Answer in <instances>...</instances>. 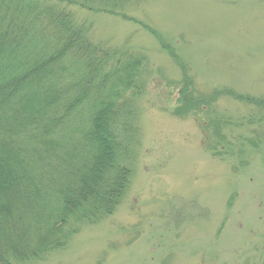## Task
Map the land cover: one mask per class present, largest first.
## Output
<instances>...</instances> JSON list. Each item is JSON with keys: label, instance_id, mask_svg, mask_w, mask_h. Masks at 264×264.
<instances>
[{"label": "rangeland", "instance_id": "obj_1", "mask_svg": "<svg viewBox=\"0 0 264 264\" xmlns=\"http://www.w3.org/2000/svg\"><path fill=\"white\" fill-rule=\"evenodd\" d=\"M72 11L92 25L94 41L148 58L133 173L112 216L30 264H248L262 257L264 108L254 102L264 100V0H138ZM145 25L189 64L208 98L204 112H175L182 74ZM228 91L243 100L221 94Z\"/></svg>", "mask_w": 264, "mask_h": 264}, {"label": "trees", "instance_id": "obj_2", "mask_svg": "<svg viewBox=\"0 0 264 264\" xmlns=\"http://www.w3.org/2000/svg\"><path fill=\"white\" fill-rule=\"evenodd\" d=\"M135 1L0 0V264L65 251L83 226L120 206L148 58L95 42L92 25L79 23L72 8L103 12ZM146 32L182 74L175 112H204L208 98L189 64ZM254 104L264 108V100ZM262 253L248 264H264Z\"/></svg>", "mask_w": 264, "mask_h": 264}, {"label": "bare ground", "instance_id": "obj_3", "mask_svg": "<svg viewBox=\"0 0 264 264\" xmlns=\"http://www.w3.org/2000/svg\"><path fill=\"white\" fill-rule=\"evenodd\" d=\"M96 42V41H95Z\"/></svg>", "mask_w": 264, "mask_h": 264}]
</instances>
